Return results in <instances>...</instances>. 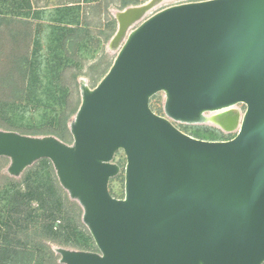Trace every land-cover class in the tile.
I'll return each instance as SVG.
<instances>
[{"label": "water", "instance_id": "1", "mask_svg": "<svg viewBox=\"0 0 264 264\" xmlns=\"http://www.w3.org/2000/svg\"><path fill=\"white\" fill-rule=\"evenodd\" d=\"M157 1L117 14L112 44L124 43L98 85L82 86L73 144L0 131V158L15 177L49 160L82 207L98 252L58 247L60 264H264V0L174 5L126 38ZM160 93L163 115L151 107ZM239 104L231 140L175 124L232 131L228 113L207 114ZM119 152L123 198L109 187Z\"/></svg>", "mask_w": 264, "mask_h": 264}, {"label": "trees", "instance_id": "2", "mask_svg": "<svg viewBox=\"0 0 264 264\" xmlns=\"http://www.w3.org/2000/svg\"><path fill=\"white\" fill-rule=\"evenodd\" d=\"M98 1L84 0V3ZM133 2L139 3V0H124L123 6ZM23 3L29 0L4 1V5H0V60L5 48L2 44L6 38L2 30L5 25L11 26L12 44H19L31 37V20H45L41 19V14L30 17L18 12L27 9ZM2 8L10 9L16 16H7ZM46 20L47 25L34 26L30 53L14 48L4 60V69H0V130L68 140L71 118L76 115L79 104L70 107V89L63 82V76L74 65L80 68V60L95 59L97 49L85 29L81 4L55 7ZM17 26L24 27L25 33ZM44 28L48 29L46 36L42 35ZM101 65L95 67L101 69ZM101 71L102 78L109 68ZM206 129L212 132L213 140L221 139L216 131ZM114 195L123 197L122 193ZM77 207L78 203L61 187L47 159L29 168L21 181L6 178L0 187V264H59V255L49 243L97 251Z\"/></svg>", "mask_w": 264, "mask_h": 264}, {"label": "rangeland", "instance_id": "3", "mask_svg": "<svg viewBox=\"0 0 264 264\" xmlns=\"http://www.w3.org/2000/svg\"><path fill=\"white\" fill-rule=\"evenodd\" d=\"M198 1H205V0H158L153 6H151L145 13L144 17L136 24H134L127 32V36L135 30L139 25H141L144 21L152 17L153 15L157 14L158 12L169 8L174 5H180V4H185V3H191V2H198ZM124 0H99L96 3L92 4H81L82 11L81 14L82 19L84 20V23L86 24V31L87 33L92 37V46L97 49V55L95 59H87V60H80L81 62V67L79 68L78 66L74 65L72 69L67 71L64 76H63V82L69 87L70 89V97H69V102H70V107H74L79 104V107L82 102V86H87L91 89H94L98 83L103 79L102 76V70L106 71L108 68L110 69V65L112 66L114 60L116 59L124 41L116 46L112 44V38L116 35L118 31V20L116 18L117 14L119 12L125 11L126 8L129 7H136V6H143L146 5L147 3L151 2V0H139V3H131L128 6H123ZM79 4L81 3V0H55V7L59 6H65L67 4ZM53 14V13H52ZM52 14L49 16L43 17L45 20H31L35 21L32 22L31 27L29 29V33L31 37L24 38V42H20L19 44L13 43L12 40L9 36V32L11 30V26L5 25L2 30L4 34H6V38L3 39L2 44L5 46L3 48V59L0 60V69H4L3 63L7 55H9L12 50L16 47H19V50H22L24 54H28L31 51V48L33 47V34L35 32V28L37 24L41 23H46L47 20ZM47 25V23L45 24ZM20 30L21 33H25V28L22 26H17ZM113 27L115 28L114 31ZM48 32V29H43L42 35L46 36V33ZM110 36L107 38L106 37ZM125 38V39H126ZM45 41V40H44ZM100 41V43L98 42ZM46 42V41H45ZM23 47V48H22ZM102 64L101 69L95 67L96 64ZM75 73H80L78 74V77L75 78L74 74ZM101 73V74H100ZM108 73V72H107ZM5 90V89H4ZM3 92H9V89H6V91ZM165 103V96L160 93L156 95L152 100H151V107L153 110L160 115L164 114L163 106ZM79 109V108H78ZM161 110V111H160ZM160 111V112H159ZM246 112V107L243 104H239L233 109L226 110V112L222 113H212V114H207V116L213 118L214 116L217 115H223L224 113H228V118L226 120L227 127H234L232 131H227L222 127L217 126L216 124L210 122L209 124H202V125H187V124H181V123H175L176 126L181 129L182 131L192 134L195 137H198L199 139L203 140H210L212 141L214 137L212 136V132L208 131L206 128H210L214 131H216L217 134L220 135V140L216 141H226V140H231L234 138L238 131H239V126L241 124L242 118ZM76 115H74L71 118V122L69 125V132H70V137L68 140H62L63 142L67 144H73V136L71 134V123L73 122L74 118ZM235 118H238V122H235ZM237 124V125H236ZM0 131H7V130H0ZM208 131V132H207ZM36 137H44V136H36ZM56 137V136H55ZM229 138V139H228ZM121 159L123 161L121 162ZM115 163L119 164L121 166V173L118 177L115 179L111 180L110 182V192L111 194L116 197V198H123L125 194V167H126V158L123 152H119L114 160ZM11 164V160L6 157H1L0 158V187L2 184L6 181V178L9 179H14L15 181H21L23 177L26 175L28 169L21 175V176H12L8 172V168ZM37 164V163H36ZM34 164V165H36ZM33 165V166H34ZM32 166V167H33ZM30 167V168H32ZM54 168V167H53ZM55 170V169H54ZM56 174V172H55ZM57 177V176H56ZM58 179V178H57ZM122 193L123 197L121 196H116L114 193ZM78 212L81 217V222L82 224V217H83V209L78 203ZM77 210V209H76ZM53 251L55 252V248H66L63 246H59L57 244H52L49 243ZM66 249H71V248H66ZM71 250H77V249H71ZM98 252V248L97 251ZM56 254V253H55ZM58 255V254H56ZM60 255H59V264H60Z\"/></svg>", "mask_w": 264, "mask_h": 264}, {"label": "crops", "instance_id": "4", "mask_svg": "<svg viewBox=\"0 0 264 264\" xmlns=\"http://www.w3.org/2000/svg\"><path fill=\"white\" fill-rule=\"evenodd\" d=\"M4 1H13V0H0L1 6L4 5L3 4ZM18 1H22V0H18ZM82 3H84V0H81V3L79 4L71 3L65 6L80 5ZM23 4H25V7L27 9H20L18 10V12L25 13L26 15H29L30 17H35L41 14V19H42L43 17L49 16L55 11V0H29V3H23ZM2 10L4 11V13H6L7 16H16L15 14L10 13V9L8 8H2ZM81 11H82V7H81ZM21 16H24V15H21ZM82 16L83 15L81 14V17ZM32 22H35V21H32Z\"/></svg>", "mask_w": 264, "mask_h": 264}]
</instances>
